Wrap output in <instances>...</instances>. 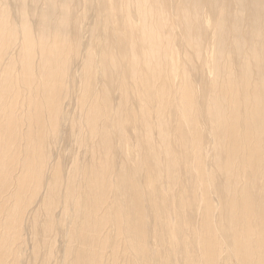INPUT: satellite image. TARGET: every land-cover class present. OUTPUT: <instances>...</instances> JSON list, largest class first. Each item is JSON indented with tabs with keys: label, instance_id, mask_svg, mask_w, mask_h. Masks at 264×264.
I'll list each match as a JSON object with an SVG mask.
<instances>
[{
	"label": "bare ground",
	"instance_id": "6f19581e",
	"mask_svg": "<svg viewBox=\"0 0 264 264\" xmlns=\"http://www.w3.org/2000/svg\"><path fill=\"white\" fill-rule=\"evenodd\" d=\"M68 108L100 153L63 185L45 149ZM37 198L64 223L85 209L63 264H104L105 219L125 240L121 264H264V0H0V264H21L24 231L48 237Z\"/></svg>",
	"mask_w": 264,
	"mask_h": 264
},
{
	"label": "rangeland",
	"instance_id": "374dc122",
	"mask_svg": "<svg viewBox=\"0 0 264 264\" xmlns=\"http://www.w3.org/2000/svg\"><path fill=\"white\" fill-rule=\"evenodd\" d=\"M84 40L85 38L82 41ZM84 42H86V40ZM79 54H83L82 49L79 50ZM99 84L100 83H98L97 86H99ZM100 86H102V84ZM77 88H78L77 79H74L73 82L70 80V85H68V89H67V92L69 90L70 93L63 99L64 103H67V101L69 100H75L76 98H78ZM18 102L21 103V100L19 99ZM103 102L105 103L109 112L112 113L113 106H115L116 105L115 102H117V95L116 94L112 95L109 99H106ZM128 105L131 106V103ZM19 113L20 111H18V114ZM67 114H68V119L62 126L60 130V135H58L60 136V139L59 137L54 138L50 135L48 137V142H47V146L45 149V152H46L45 154L47 157L55 161L59 159L58 169L61 173V182L63 185L68 182V179L71 176L69 173V170H72V167L75 165L74 162L80 163V166L83 167L81 169L86 171L88 169L86 166L88 164L89 157L91 155L93 157L98 156L100 153V148L98 147L99 152H95V154H92V153L89 154V150H90L89 148L91 146V138L87 132L88 130L82 128L78 135L77 130L72 129V122L75 123L74 124L75 127L79 128V126L77 125L79 121V113H77L75 116L73 113V110L68 108ZM205 139H208V138H205ZM54 140L56 141L54 142ZM114 153L115 152L110 151V156L113 155ZM98 158L99 157H97V159ZM203 161L205 165H207V163H210L212 169L214 170V164L211 162L209 158H203ZM108 180H109V183L114 185V187L109 191L107 197H112L113 195H115L117 188L115 187V184L113 183V181H111L109 178ZM75 186H76L78 195L84 198L87 195L84 180L82 178H78L77 183L75 181ZM61 194L62 193H60V196ZM190 199H193V198H190ZM37 201H38V198L35 199V202L33 203V205L35 204V207L39 208L38 223L41 228H44L49 224L48 237L46 238L44 235L42 236L41 231L35 232L36 238L33 236H30L29 235L30 232L28 230L24 231L25 236L29 242L26 244L25 237H23L24 236V233H23V236H22L23 238L19 241V243L23 245L22 250L20 249V255H19L20 263L21 264H39L40 262L41 264L43 260L45 259L47 252L51 254L50 264H63V262L65 261H70L74 259L75 258L74 252L77 246L81 243V240L77 236L73 235L72 241L71 243H69V231L75 227H78L81 224L80 217H82V212L85 209L82 207L77 213V212H73L70 207L71 212L77 213L79 217L74 218V219H68L64 223L61 221L60 215L57 213V210L59 207L55 209L49 216H47L44 209L40 207ZM107 202H108V198L106 199V203L104 205L105 207L107 205ZM212 205L214 207L217 205L214 199H213ZM3 211H4V208L1 207L0 218L4 216ZM27 212H28V216H27L25 223L28 226L30 223L31 208H29ZM191 213H192V220L190 221L191 222L193 221L195 226H199L202 222L201 211L195 210L194 208H192ZM219 213L220 212L215 211V213L213 214V218L216 219ZM110 217L111 216H108V218ZM159 227L162 228L163 231H165V233L167 234L166 230L163 228V225L159 224ZM111 228L113 229L112 223L108 219H105L104 225L100 232V236L105 239L104 253H103L102 260L104 264H107V258L110 257L111 253L113 252L112 249H116L117 250L116 254L119 257V264H121L123 262V255L126 252L125 240L123 238V235L119 231V228H115L111 232H109L107 234L108 238L106 239V237L104 236L105 231H109ZM153 228H154V225L150 219L149 226L146 224L145 229L150 234V232L153 231ZM77 230H79V228H77L74 232H76ZM181 247L182 245L180 246V248ZM188 247L192 251L194 259L198 261V258L200 257V251H201L200 245H197L189 241ZM66 249L70 250V253L67 255L65 254ZM162 257L165 259L164 255ZM223 257H224V253L219 256V260H218L219 264H223V261H222ZM151 258L155 260V264H158L159 263L158 259H160L161 256L158 255L156 258L151 256ZM177 261L178 263H181L180 259H177Z\"/></svg>",
	"mask_w": 264,
	"mask_h": 264
}]
</instances>
